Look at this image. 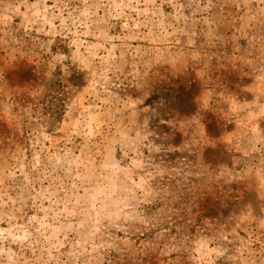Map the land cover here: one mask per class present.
I'll use <instances>...</instances> for the list:
<instances>
[{
    "label": "rangeland",
    "instance_id": "rangeland-1",
    "mask_svg": "<svg viewBox=\"0 0 264 264\" xmlns=\"http://www.w3.org/2000/svg\"><path fill=\"white\" fill-rule=\"evenodd\" d=\"M0 264H264V0H0Z\"/></svg>",
    "mask_w": 264,
    "mask_h": 264
}]
</instances>
